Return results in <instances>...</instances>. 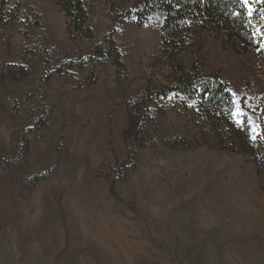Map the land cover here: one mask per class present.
I'll return each mask as SVG.
<instances>
[{
  "label": "rangeland",
  "instance_id": "1",
  "mask_svg": "<svg viewBox=\"0 0 264 264\" xmlns=\"http://www.w3.org/2000/svg\"><path fill=\"white\" fill-rule=\"evenodd\" d=\"M81 1L91 34L56 0H0V264H264V168L236 137L264 127V30L167 44L139 0ZM196 73L228 119L171 91Z\"/></svg>",
  "mask_w": 264,
  "mask_h": 264
},
{
  "label": "trees",
  "instance_id": "2",
  "mask_svg": "<svg viewBox=\"0 0 264 264\" xmlns=\"http://www.w3.org/2000/svg\"><path fill=\"white\" fill-rule=\"evenodd\" d=\"M61 10L70 20L71 32L90 33L86 29L88 13L81 0H56ZM136 18L140 21L160 11L165 14L161 31L165 43L172 44L191 25L211 28L220 33L236 47L247 49L260 43L259 33L264 30V0H139ZM131 13L127 12L126 16ZM2 15H0L1 22ZM86 30V31H85ZM88 35H85V37ZM113 47V42H108ZM183 77L179 85L171 91L193 97L203 116L213 121L228 119L234 103L228 85L217 76ZM241 147H252L257 166L264 168V127L255 139L248 130L237 136Z\"/></svg>",
  "mask_w": 264,
  "mask_h": 264
},
{
  "label": "snow or ice",
  "instance_id": "3",
  "mask_svg": "<svg viewBox=\"0 0 264 264\" xmlns=\"http://www.w3.org/2000/svg\"><path fill=\"white\" fill-rule=\"evenodd\" d=\"M244 2L247 3V0H244ZM238 115H239V113H238ZM253 131L255 132V129H253ZM253 139H255V137H253Z\"/></svg>",
  "mask_w": 264,
  "mask_h": 264
}]
</instances>
